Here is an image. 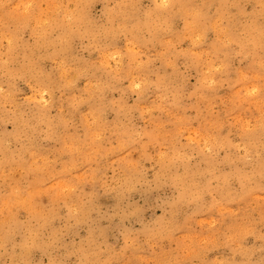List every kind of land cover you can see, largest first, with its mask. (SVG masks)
Segmentation results:
<instances>
[{"label": "clouds", "instance_id": "1", "mask_svg": "<svg viewBox=\"0 0 264 264\" xmlns=\"http://www.w3.org/2000/svg\"><path fill=\"white\" fill-rule=\"evenodd\" d=\"M11 3L0 0V9H7ZM21 7L15 26L0 17V161L15 159L20 141L30 140L35 112L66 114V96L72 93L64 91L59 72L50 61L37 64L45 43L59 48L74 36H83L85 41L75 40L73 54L88 57L87 52L80 53L81 43L88 37H110L111 47L104 50L105 67L110 70L107 99L121 100L124 110L131 109L130 123L135 127L123 124L113 128L109 124L101 128L94 117H89V146H73L76 160L70 171L57 165L63 174L40 185L39 192L20 187L3 202L0 264H45L46 259L48 264H264V122L248 129L259 131L257 142L241 141L248 145L242 150L239 144L232 145L233 163L247 157L258 160V165L245 169L250 173L251 190L224 212L219 211L218 197L206 193L203 211L193 216L196 206L186 209L191 220L182 214L174 224L147 233L139 231L133 221L139 234H134L127 246L123 238L114 241L111 249L100 240L78 249L79 257L73 259L76 253L70 248L41 235L40 226L28 211L34 196L47 199L45 190L52 193L60 181L76 184L93 173L97 191H101L106 174L116 175L124 191L135 189L131 191L133 201L139 202L142 193L146 196L144 207H156L175 195L191 198L196 190L191 174L185 175L178 167L182 161L172 147L174 142L187 141L193 125H185L182 118L191 112L177 108L178 93L168 87L167 77L199 78L198 70L188 65L185 50L207 67L211 56L205 53H213V40L219 53L217 66H221L224 52L241 50L252 56L258 53L264 71V0H28L17 5ZM202 14L211 17L207 24L201 22ZM226 19L232 22L231 33ZM202 34H206L205 41ZM157 38L164 47L153 46ZM137 45L147 56L140 52L132 55ZM113 52L121 55L114 56ZM99 56L94 51L90 59ZM148 66H159L160 71L149 76ZM188 90H192L191 85ZM81 110L87 111V105ZM224 131L231 130L226 126ZM231 138L237 139L235 132ZM217 155L223 160L220 153ZM199 159L191 161L193 167ZM178 176L184 186L182 194L173 187ZM212 200H217V206L211 205ZM61 209L75 216L79 206L73 203L64 209L62 204ZM145 219L155 217L149 213Z\"/></svg>", "mask_w": 264, "mask_h": 264}, {"label": "rangeland", "instance_id": "2", "mask_svg": "<svg viewBox=\"0 0 264 264\" xmlns=\"http://www.w3.org/2000/svg\"><path fill=\"white\" fill-rule=\"evenodd\" d=\"M27 2L28 0H12L7 9H0V17L15 26L14 22L23 11V8L18 9L17 5ZM210 19V16L204 14L200 17L204 24ZM225 24L231 33V20L226 19ZM76 39L85 41L86 38L74 36L67 42L68 45L66 43L63 45L65 47L59 48L55 44L45 43L44 54L39 57L37 64L50 61L59 72L64 91L72 94L66 96V114L62 112L52 116L44 110L35 112L31 118L33 129L30 140L20 141L17 147L19 155L15 159L6 158L0 161V207L17 188H35L39 192L40 185L55 175L63 174L58 172L57 165L65 171L71 170L70 165L74 166L76 160L73 146H89V117H94L101 128L108 127L109 124L113 128H119L123 124L135 127L130 123L131 109L124 110L126 106L122 108L121 100L107 99L109 90L106 84L110 70L105 67L104 50L111 47L108 43L110 37H88L86 42L81 43L79 51L87 52L88 57L73 54ZM206 39V34H202L201 40ZM152 44L164 47L163 41L158 38L153 40ZM210 47L213 53H205L211 56L207 67L201 65L197 58L187 54L185 50L187 63L198 70L199 78L178 77L175 74L167 77L168 87L178 93L177 108L185 113L191 112V115H184L182 118L185 125H193L187 141L178 145L174 142L172 147L182 161L178 167L185 170V175L191 174L196 189L192 197L182 199L180 195H175L156 207H144L147 204L146 196L142 193L139 202L133 201L131 191L135 189L124 191L116 175L106 174L101 181V191L96 190L94 173L84 182L77 181L76 184H73L72 180H63L54 186L52 193L45 190L47 199L42 200L36 195L31 200L28 211L40 226L42 236L55 240L64 248H70L76 253L73 256V259H76L79 257L78 249L97 241L102 240L104 246L111 249L114 241L123 238L127 246V242L134 234L138 235L139 231L147 233L156 228L170 226L174 224L176 217L186 215V209L193 204L196 208L192 215L198 214L204 210L203 197L206 193L218 197L221 212L226 211L227 206L234 201L245 198L251 190L248 187L250 173L245 169L249 166L256 168L258 160L245 157L243 161L233 163L232 145L239 144L242 150L248 145L241 141L255 143L260 138L258 130L253 133L248 129L264 122V71L260 69L258 53L252 56L241 50L224 52L219 61L221 66H217V42L211 41ZM94 51L100 53L96 60L90 59ZM136 52L147 56L139 45L132 55ZM112 55L121 54L113 52ZM160 59L163 62L165 57ZM209 68L212 70L209 71ZM40 70L43 71L42 68ZM146 70L151 76L153 72L158 73L160 68L148 66ZM189 85L192 90H188ZM85 105L87 111H82ZM226 126L230 132L224 131ZM8 131L13 132L11 125ZM231 132L237 135L235 141L231 138ZM217 153L223 156V160ZM164 156L166 157L167 153ZM197 157L200 158L199 163L193 167L191 161ZM241 163L244 167L240 166ZM173 187L181 194L184 192L179 176L173 179ZM109 200L113 203H107ZM73 203L79 206L78 215H69L61 209L62 204L64 209H68ZM211 205L217 206V200H212ZM149 213L155 219H145ZM191 218L186 215V220ZM133 221L139 231L133 228ZM128 259H133L131 253L128 254ZM45 264H48L47 259Z\"/></svg>", "mask_w": 264, "mask_h": 264}, {"label": "bare ground", "instance_id": "3", "mask_svg": "<svg viewBox=\"0 0 264 264\" xmlns=\"http://www.w3.org/2000/svg\"><path fill=\"white\" fill-rule=\"evenodd\" d=\"M9 14V13H8ZM4 17V16H3ZM8 18V17H7ZM5 19V18H4ZM8 20V19H7ZM14 20V19H13ZM52 45V44H51ZM67 45H68V43H67ZM47 46V45H46ZM63 47H65V46H63ZM62 52L64 51L63 49L61 50ZM56 54V53H55ZM62 68V67H61ZM66 70V69H65ZM64 76V75H63ZM250 96V95H249ZM40 114H41V112H40ZM39 115V114H38ZM38 117V116H37ZM44 118V117H43ZM48 122V121H47ZM49 127H51V126H49ZM210 140H212V139H210ZM33 149V148H32ZM22 150V149H21ZM33 153V152H32ZM31 157V156H30ZM22 159V158H21ZM24 159V158H23ZM7 163V162H6ZM10 163V162H9ZM1 164V163H0ZM20 164V163H19ZM31 165V164H30ZM21 166V165H20ZM28 166H29V164H28ZM44 220V219H43ZM51 235V234H50Z\"/></svg>", "mask_w": 264, "mask_h": 264}]
</instances>
